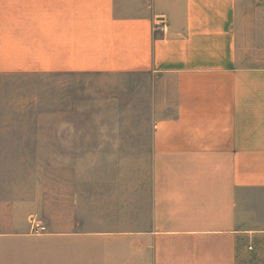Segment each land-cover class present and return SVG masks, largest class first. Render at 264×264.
I'll return each instance as SVG.
<instances>
[{
    "label": "crops",
    "instance_id": "0c3cea01",
    "mask_svg": "<svg viewBox=\"0 0 264 264\" xmlns=\"http://www.w3.org/2000/svg\"><path fill=\"white\" fill-rule=\"evenodd\" d=\"M0 74L150 78L87 160L86 128L0 126V264H264V0H0Z\"/></svg>",
    "mask_w": 264,
    "mask_h": 264
},
{
    "label": "rangeland",
    "instance_id": "374dc122",
    "mask_svg": "<svg viewBox=\"0 0 264 264\" xmlns=\"http://www.w3.org/2000/svg\"><path fill=\"white\" fill-rule=\"evenodd\" d=\"M149 80L148 76L141 77L139 74L130 82L119 77L97 78L94 74L76 78L65 75L0 74V126L48 125L57 129L76 125L86 128L87 132L74 135L85 138L83 157L87 160L90 156H96V132L89 131L96 128V124L145 126L150 123L149 104L141 97L142 87ZM104 97L108 101H103ZM114 111L118 117H109V113ZM55 135L60 139L68 137L63 132L53 133ZM69 167L83 169L86 174L96 172V165L87 163L74 166L53 164L54 176L66 174ZM86 191H92L91 187ZM89 195L86 192V197ZM90 207L93 206H85ZM85 254V264H96L95 241H86Z\"/></svg>",
    "mask_w": 264,
    "mask_h": 264
},
{
    "label": "built area",
    "instance_id": "2783aa9c",
    "mask_svg": "<svg viewBox=\"0 0 264 264\" xmlns=\"http://www.w3.org/2000/svg\"><path fill=\"white\" fill-rule=\"evenodd\" d=\"M156 29L161 31H166V25L164 22H159L156 24ZM32 231L37 234H42L48 231V226L43 222V220L38 218H31L30 220Z\"/></svg>",
    "mask_w": 264,
    "mask_h": 264
}]
</instances>
